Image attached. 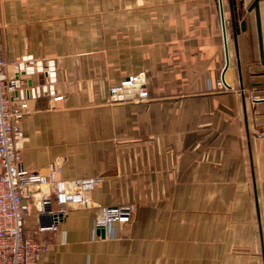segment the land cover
Here are the masks:
<instances>
[{
    "label": "crops",
    "instance_id": "crops-1",
    "mask_svg": "<svg viewBox=\"0 0 264 264\" xmlns=\"http://www.w3.org/2000/svg\"><path fill=\"white\" fill-rule=\"evenodd\" d=\"M241 1L237 44L223 1L228 88L218 0H0L1 56L55 68L47 91L37 73L21 77L33 82L14 100L29 106L24 167L104 176L88 210L60 214L51 187L26 201V235L59 225L39 264H264V0L263 57L255 0ZM132 76L150 99H112ZM119 205L134 207L132 221L95 232L101 209Z\"/></svg>",
    "mask_w": 264,
    "mask_h": 264
},
{
    "label": "built area",
    "instance_id": "built-area-1",
    "mask_svg": "<svg viewBox=\"0 0 264 264\" xmlns=\"http://www.w3.org/2000/svg\"><path fill=\"white\" fill-rule=\"evenodd\" d=\"M28 63L32 67L37 65L32 61ZM8 68L13 70V76L7 74ZM19 72V64H9L0 54V264H39L51 250L52 238H48L47 234L56 232L59 225L56 222L40 226L35 236L26 235L25 217L30 209L26 201L41 188L51 187L61 207L60 214L75 209L88 210L94 207L90 195L104 182V176L66 180L62 178V161L51 163L46 174L24 167L20 146L24 141L22 123L29 106L24 100L14 102L19 95L15 79ZM27 85L28 80L22 79L21 88ZM219 87L225 89L222 82H219ZM110 96L114 100L131 103L150 99L143 76L127 78L120 86L110 89ZM45 204L43 198L38 202L41 209ZM101 212L93 222L95 232L110 228L115 223L129 224L134 217V207L129 205L104 207Z\"/></svg>",
    "mask_w": 264,
    "mask_h": 264
},
{
    "label": "water",
    "instance_id": "water-1",
    "mask_svg": "<svg viewBox=\"0 0 264 264\" xmlns=\"http://www.w3.org/2000/svg\"><path fill=\"white\" fill-rule=\"evenodd\" d=\"M224 0H218L219 7H220V13H221V23H222V31H223V42H224V49H225V68L222 73V81L225 83V85L229 88V86L225 82V75L227 71L230 68V55H229V45H228V30H227V22L225 18V10H224ZM260 1L261 0H255L253 4L250 6V8L247 10L249 13L255 12L256 15V22H257V30L260 40V46H261V54L263 57V51H262V27H261V19H260ZM229 3V9H230V26L234 31V38L236 44L238 43V36L242 33H246L248 30L247 21L243 20V16L246 13L244 8V2H238V0H228ZM32 61L31 58L25 59L24 62L28 63ZM39 75V81L40 86L44 87L43 91H47V88L45 86L46 80L50 79L52 84L56 83L55 79V68L54 63L51 62L49 64V70L46 71L45 67L42 63H38L36 67H26L25 64L20 65V72L15 75V79L17 80V88H19V94L22 98H24L25 94L27 97L30 96V90H22L21 88V77L23 76H34L35 74ZM33 86L32 80H28V88H31ZM53 90V89H52ZM40 93L41 90L38 89L37 91H33V95H36V93ZM15 94V96H17ZM256 103H264V99H258L255 101ZM100 230H104L103 228Z\"/></svg>",
    "mask_w": 264,
    "mask_h": 264
},
{
    "label": "rangeland",
    "instance_id": "rangeland-1",
    "mask_svg": "<svg viewBox=\"0 0 264 264\" xmlns=\"http://www.w3.org/2000/svg\"><path fill=\"white\" fill-rule=\"evenodd\" d=\"M248 91H250V90H248Z\"/></svg>",
    "mask_w": 264,
    "mask_h": 264
}]
</instances>
